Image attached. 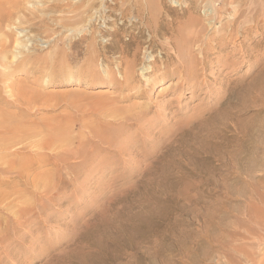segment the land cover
<instances>
[{
    "label": "rangeland",
    "instance_id": "obj_1",
    "mask_svg": "<svg viewBox=\"0 0 264 264\" xmlns=\"http://www.w3.org/2000/svg\"><path fill=\"white\" fill-rule=\"evenodd\" d=\"M5 1L27 62L0 68V264H222L264 195V0H156L152 28L133 0Z\"/></svg>",
    "mask_w": 264,
    "mask_h": 264
},
{
    "label": "bare ground",
    "instance_id": "obj_2",
    "mask_svg": "<svg viewBox=\"0 0 264 264\" xmlns=\"http://www.w3.org/2000/svg\"><path fill=\"white\" fill-rule=\"evenodd\" d=\"M120 1V0H119ZM119 1H116L115 3H113V6H117L118 4H119ZM154 1H156V0H143V2L141 1V0H133V4H135L136 5V7H138L137 9L138 10H142L141 11V13H144L146 10H147V12H148V17H147V20H146V22L145 21H143L144 23H145V26L147 27V28H152V25L154 24V20H157V16H155V13L153 14V11L152 10H150V6H151V4L154 2ZM160 1V0H159ZM162 1V0H161ZM210 1V0H209ZM208 1V2H209ZM235 1V0H234ZM250 1V0H249ZM248 1V2H249ZM253 1L254 0H252V3H253ZM33 2V1H32ZM104 2L106 3L107 2V0H102V2H101V4H100V6H102V5H104ZM212 2V1H211ZM210 2V3H211ZM229 2H230V0H229ZM257 2V1H256ZM264 2V1H263ZM5 3H7L8 4V6H4L5 7V9L7 10V17H8V19H10L11 18V16L13 15V10L15 9L16 10V8L17 7H19L20 6V2H18V0H7V1H5ZM231 3H233V0H232V2ZM93 4V3H92ZM209 4V3H208ZM212 4V3H211ZM230 4V3H229ZM234 4V3H233ZM233 4H231V5H233ZM239 4V3H238ZM259 4V3H258ZM262 4V3H261ZM260 4V6L262 7V5ZM127 5V4H126ZM237 5V4H236ZM248 5H250V3L248 4L247 3V7H248ZM255 5V4H254ZM111 6V3L106 7V8H104L103 9V11H106V10H108V8ZM120 6V8H121V10L123 11V9H124V7H122L123 6V4L121 5H119ZM129 6V5H128ZM239 6H240V4H239ZM250 6H252V5H250ZM31 7H32V5H31ZM93 7V6H92ZM24 8V7H23ZM226 8V7H225ZM3 9V8H2ZM31 9V8H30ZM29 9V10H30ZM236 9H238V7L236 8ZM251 9V8H250ZM249 9V10H250ZM14 10V11H15ZM263 10H264V8H263ZM0 11H2V10H0ZM19 11H22V10H19ZM251 11V10H250ZM262 11V10H261ZM155 12V11H154ZM165 12V11H164ZM1 13V12H0ZM3 13H5V12H3ZM123 13V12H122ZM235 13H236V11H235ZM159 14V13H158ZM161 14V13H160ZM261 14H263V11H262V13ZM2 15H4V14H2ZM146 15V14H145ZM31 16V15H30ZM161 16V15H160ZM81 17L82 18H78V20H81L82 21V19H84V17L81 15ZM140 17V16H139ZM156 17V18H155ZM5 18V17H4ZM141 19L143 18V17H140ZM192 18H194V17H192ZM40 19V18H39ZM30 20V18H28L27 16H25V15H23V16H19V15H17L12 21L11 20H6L7 21V23L5 24V26L4 27H7V26H14V24L16 23V22H18V23H20V24H25V23H27L28 21ZM144 20V19H143ZM2 21L3 20H0V31H1V25H2ZM171 22V21H170ZM169 22V23H170ZM185 22V21H184ZM196 22V21H195ZM194 22V23H195ZM58 24V23H57ZM181 24V23H180ZM61 25V24H60ZM188 25H190V23L188 24ZM194 25V24H193ZM54 26V25H53ZM153 26H155V25H153ZM156 26H157V23H156ZM8 29H10L9 27H7ZM54 30V29H53ZM182 31H183V29H181ZM153 32V31H152ZM184 32V31H183ZM193 32V31H192ZM20 33V32H19ZM4 34V33H3ZM18 34V33H17ZM156 34V33H155ZM9 35V34H8ZM4 36L5 38L4 39H7V43L8 44H6V43H4V42H0V68H3L2 70H4L5 71V73H6V69H9L12 65L13 66H15V65H23V62H27V60H26V58H24L23 60H21V61H18V60H20V59H22V57L23 56H21V48H23V47H25V46H27L26 44H27V40H25L24 38H23V36L22 37H14L13 39H11V37L10 36ZM19 35V34H18ZM19 36H21V34L19 35ZM44 36V35H43ZM2 37V36H1ZM154 37V36H153ZM9 38V39H8ZM2 39V38H1ZM11 39V40H10ZM171 39V38H170ZM183 40V39H182ZM2 41V40H1ZM185 40H183V42H184ZM191 41V40H190ZM168 44H169V42H167ZM185 43H186V45H187V43H189V42H186L185 41ZM184 43V44H185ZM182 44V45H181ZM181 44H179V48H181L180 47V45L181 46H183V43H181ZM190 44V43H189ZM185 45V47H184V49L183 48H181V49H179L178 51L177 50H174V48H173V50H172V52L175 54V56H176V58H177V61H176V64H174V65H172L174 68L175 67H178L179 68V66L180 67H185L184 65H187V67L189 68H187V74H189L190 76L192 75V73H193V70H194V66L191 64V61H193L192 59H190V57L193 55V53H192V51H193V45L194 44H191V45H189V46H186ZM171 47V46H170ZM174 47V46H173ZM120 48H121V51L123 52L124 51V46H123V44L121 45L120 44ZM136 48V47H135ZM177 48V47H176ZM138 49H139V47H138V45H137V51H135L134 53H132L133 55H134V58L137 56V53H138ZM170 49V48H169ZM172 49V48H171ZM171 49H170V51H171ZM136 50V49H135ZM177 51V52H176ZM168 55H169V53H168ZM236 57V56H235ZM134 58L132 59V60H128V59H126V61L127 62H125L126 63V65H127V69H132V71H133V69H135L134 68V65H135V60H134ZM153 58V57H152ZM153 61H154V59H153ZM151 62L150 63V65H148V67H146V68H150L151 69V67H152V65H153V63L154 62ZM121 62V61H120ZM193 63V62H192ZM182 69V68H181ZM10 71V73H11V68L9 69ZM126 70V69H125ZM157 70H159V69H157ZM179 70V69H178ZM4 71H0V74L1 75H4ZM8 71V70H7ZM127 72V71H126ZM183 72V69L180 71L179 70V73H182ZM125 73V72H124ZM130 74V73H129ZM128 73H125L124 74V77H125V80H126V82L129 80V77L131 78V76L129 75ZM7 75V74H6ZM5 75V76H6ZM180 76V75H179ZM133 77V76H132ZM179 78V77H178ZM188 78V77H187ZM194 77H192V79H193ZM146 80L147 81H151V79H150V76H147L146 77ZM169 85V84H168ZM5 87H6V84H5ZM7 88H9L8 86H7ZM14 89V88H13ZM22 90V89H21ZM11 91L12 90H8V92H9V94H11ZM23 92H25L24 90H22ZM21 91V92H22ZM15 92V91H14ZM13 92V93H14ZM17 92V91H16ZM18 94H19V91H18ZM22 94H24V93H22ZM13 95H15V94H13ZM12 95V96H13ZM10 96V95H9ZM20 97H21V95H19ZM24 96V95H23ZM11 97V96H10ZM14 99V98H13ZM159 104V103H158ZM205 120V119H204ZM149 122V121H148ZM140 123H143V122H140V121H138V126H143L142 124H140ZM16 125V124H15ZM64 131V130H63ZM88 131V130H87ZM143 132H144V130H143ZM142 132V133H143ZM61 133V132H60ZM145 135V134H144ZM19 137V136H18ZM65 137V136H64ZM39 140V139H38ZM69 140V139H68ZM133 140V138L131 139V141ZM62 141H64V139L63 140H61V142ZM34 142V141H33ZM37 141H35V143H36ZM11 143V142H10ZM5 144V143H4ZM13 144V143H12ZM22 144V143H21ZM40 144H41V142H40ZM48 146V145H47ZM46 146V147H47ZM52 146V145H51ZM34 147V146H33ZM43 147V146H42ZM49 147V146H48ZM27 148V147H26ZM62 148V147H61ZM65 148V147H64ZM67 149V148H66ZM121 149H122V147H121ZM25 151H27V150H25ZM38 151V150H37ZM121 151V150H120ZM34 152V151H33ZM53 152V151H52ZM63 153H61V155H62ZM138 154V153H137ZM60 155V156H61ZM63 157V156H62ZM76 157V156H75ZM56 159H58V158H56ZM39 161V160H38ZM64 162V161H63ZM69 162V161H68ZM255 162V161H254ZM60 163V162H59ZM83 163V162H82ZM81 163V164H82ZM64 164V163H63ZM11 169H14V167L13 166H11L10 167ZM50 174V173H49ZM55 174V173H54ZM263 176V175H262ZM31 177V176H30ZM45 177V176H44ZM53 179V178H52ZM262 179H264V178H262ZM263 182H264V180H263ZM251 186V185H250ZM254 186V185H253ZM61 187V186H60ZM34 188V187H33ZM45 188V187H44ZM53 188V187H52ZM253 188V187H252ZM262 188V187H261ZM260 188V189H261ZM264 188V187H263ZM262 188V189H263ZM258 188L256 187V189H255V192H256V190H257ZM253 190V189H252ZM254 191V190H253ZM258 191V190H257ZM264 191V190H263ZM243 192V191H242ZM52 194V193H51ZM50 194V195H51ZM260 194V193H259ZM258 194V195H259ZM34 195V194H33ZM37 195V194H36ZM256 195V194H255ZM49 195H47V197H48ZM254 196V195H253ZM264 196V195H263ZM262 196V194H261V196L259 195V201L261 202V203H263V205H261V203L259 204V202H258V200L256 201L257 202V204L256 205H254L256 202H253V201H251V203H254L252 206H250L249 208H248V211H247V213H246V218H240L241 219V221H238V222H236L235 224H231V225H229V226H231L229 229H222L223 227H218V229L220 228V230H219V233H216V234H218V235H220V233H221V235L219 236V237H215L214 236V232H213V235H212V233H210V235H212V237H215L216 238V242L218 243V247L220 248V250L221 249H223V248H226V250L224 249V250H222V251H225V252H223L224 254H223V262H222V264H254V263H256L258 260H256L255 258H254V252L252 251V246L253 245H255V244H257V245H260V244H263L264 242V238H263V236H264V197ZM45 197V196H44ZM58 197V196H57ZM255 197V196H254ZM258 197V196H257ZM243 199V198H242ZM257 199V198H256ZM2 203V202H1ZM4 203V202H3ZM248 203H250V201L248 202ZM245 204V203H244ZM2 205H4V204H2ZM248 205H250V204H248ZM22 206V205H21ZM245 216V215H244ZM15 219V218H14ZM17 219H18V217H17ZM18 221V220H17ZM218 222V221H217ZM21 224V223H20ZM217 225H219V224H217ZM222 226L224 225V224H221ZM224 226H226V225H224ZM84 227V226H83ZM227 227V226H226ZM81 228V227H80ZM209 228V227H208ZM217 228V227H216ZM217 231V230H216ZM208 232H210V231H208ZM75 234V233H74ZM215 234V235H216ZM209 235V236H210ZM4 237H0V239H3ZM215 238H213V239H215ZM74 243V242H73ZM218 248V249H219ZM218 252V251H217ZM217 255H218V253H217ZM219 256H220V254H219ZM218 258V256L216 257V259ZM220 258H222V255H221V257ZM254 260H255V262H254ZM259 260H260V258H259ZM259 263H261V261L259 262ZM257 264V263H256ZM262 264H264V262L262 263Z\"/></svg>",
    "mask_w": 264,
    "mask_h": 264
}]
</instances>
